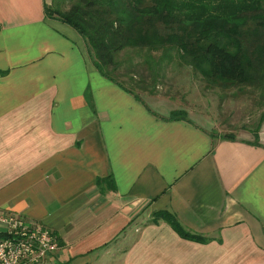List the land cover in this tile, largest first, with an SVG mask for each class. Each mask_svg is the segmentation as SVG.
<instances>
[{
	"label": "crops",
	"instance_id": "obj_1",
	"mask_svg": "<svg viewBox=\"0 0 264 264\" xmlns=\"http://www.w3.org/2000/svg\"><path fill=\"white\" fill-rule=\"evenodd\" d=\"M51 1L0 0V211L55 234L47 264H264V125L223 139L181 97L137 98Z\"/></svg>",
	"mask_w": 264,
	"mask_h": 264
},
{
	"label": "trees",
	"instance_id": "obj_2",
	"mask_svg": "<svg viewBox=\"0 0 264 264\" xmlns=\"http://www.w3.org/2000/svg\"><path fill=\"white\" fill-rule=\"evenodd\" d=\"M45 16L71 27L84 41L94 68L132 94L133 89L114 76L121 67L117 55L127 49L146 52L149 73L162 70V63L176 56L210 86L264 92V0H73L67 9L45 7ZM151 53L161 54L155 60ZM136 83L147 88L144 82ZM170 119L184 120L185 113L174 111ZM105 185L115 190L111 180ZM161 218L181 238L200 240L172 216L154 215L155 220Z\"/></svg>",
	"mask_w": 264,
	"mask_h": 264
},
{
	"label": "rangeland",
	"instance_id": "obj_3",
	"mask_svg": "<svg viewBox=\"0 0 264 264\" xmlns=\"http://www.w3.org/2000/svg\"><path fill=\"white\" fill-rule=\"evenodd\" d=\"M71 3L73 0H52L48 8L63 10ZM160 54L151 53V56L158 60ZM146 58L145 51L129 49L119 53L116 58L121 67L114 76L127 88L133 89L140 99L148 102L153 96L181 97L191 111L190 118L209 132L215 131L221 136L253 139L257 128L259 131L264 125L263 91L251 88L222 90L210 86L176 56L173 61H164L162 70L149 73L144 64ZM136 82H144L147 88H138ZM150 88L153 90L151 94Z\"/></svg>",
	"mask_w": 264,
	"mask_h": 264
},
{
	"label": "built area",
	"instance_id": "obj_4",
	"mask_svg": "<svg viewBox=\"0 0 264 264\" xmlns=\"http://www.w3.org/2000/svg\"><path fill=\"white\" fill-rule=\"evenodd\" d=\"M58 249L51 230L20 214L0 211V264H47Z\"/></svg>",
	"mask_w": 264,
	"mask_h": 264
}]
</instances>
